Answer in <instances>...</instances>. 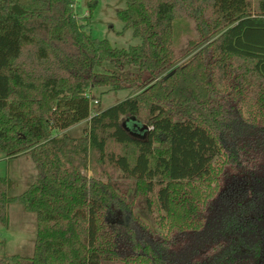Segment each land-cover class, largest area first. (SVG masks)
I'll return each instance as SVG.
<instances>
[{"label": "trees", "instance_id": "16d2710c", "mask_svg": "<svg viewBox=\"0 0 264 264\" xmlns=\"http://www.w3.org/2000/svg\"><path fill=\"white\" fill-rule=\"evenodd\" d=\"M126 3L118 17L141 43L120 48L86 30L74 0H0V152L38 169L19 195L0 177V221L20 201L38 223L34 254L0 264H264V0ZM187 19L199 40L180 64ZM105 61L116 70L98 72ZM96 87L131 91L96 109ZM125 117L149 130L133 135ZM84 121L83 136L67 132ZM220 158L238 172L198 206L184 189ZM130 185L170 234L122 224Z\"/></svg>", "mask_w": 264, "mask_h": 264}, {"label": "rangeland", "instance_id": "374dc122", "mask_svg": "<svg viewBox=\"0 0 264 264\" xmlns=\"http://www.w3.org/2000/svg\"><path fill=\"white\" fill-rule=\"evenodd\" d=\"M79 4L75 2V11L81 23L85 24L87 31L91 32L94 37L106 38L112 45L120 48H128L131 45L141 43L140 37H135L132 30H124V23L118 17L117 12L126 8V0H99L97 7L93 10L90 16V0H78ZM88 11V14L86 12ZM185 31L181 34L177 43V50L179 52L180 64H186L192 58L182 50L186 49L190 40H199V33L196 29L195 22L187 19L183 23ZM183 29L180 26V30ZM134 70L137 67H132ZM98 72H107L116 70V68L109 62L105 61L103 66L97 67ZM123 76L124 73L121 72ZM219 88H221L219 86ZM107 87H96L91 90V95L99 100L98 104L93 103L96 109H106L111 105L125 99L131 89L107 90ZM244 109V107H243ZM125 127L135 136L142 137L149 130V126L142 123L135 117H125ZM88 126V122H82L77 126H73L67 132L76 137L84 135V130ZM63 134V132L61 133ZM230 170L237 173L236 168L226 164L225 158H220L214 163V171L211 177L203 181H197L193 187L190 185L188 189H197L198 194H203L204 200L197 203V196L193 197L195 204L199 206L205 202L208 196H214L219 191L220 187L224 185V171ZM89 176L93 175V171L86 172ZM10 177L14 180L15 185L10 189V195H19L25 191L38 177V169L34 161L28 155H23L14 158L6 157L0 152V177ZM135 187L130 185L127 197L131 203V211L123 214L122 224L128 223L129 226H134L139 229V234L149 231L152 235L166 236L170 234L169 222H163L157 213L149 214L145 210L143 201L134 197ZM192 191L196 193V191ZM194 204V205H195ZM8 222L0 221V255L3 254H21L25 256H32L35 250V242L37 237V214L34 211L26 210L24 204L20 201L13 202L8 208Z\"/></svg>", "mask_w": 264, "mask_h": 264}, {"label": "built area", "instance_id": "2783aa9c", "mask_svg": "<svg viewBox=\"0 0 264 264\" xmlns=\"http://www.w3.org/2000/svg\"><path fill=\"white\" fill-rule=\"evenodd\" d=\"M74 7H75V4H74ZM86 14H88V11L86 12ZM93 103L98 104L99 100L98 99H92V101H91L92 106H93Z\"/></svg>", "mask_w": 264, "mask_h": 264}, {"label": "crops", "instance_id": "0c3cea01", "mask_svg": "<svg viewBox=\"0 0 264 264\" xmlns=\"http://www.w3.org/2000/svg\"><path fill=\"white\" fill-rule=\"evenodd\" d=\"M74 2L78 3L79 4V1L78 0H74ZM85 122V121H84ZM87 122V121H86ZM82 123V122H81ZM78 125V124H77ZM75 125V126H77ZM72 128V127H71Z\"/></svg>", "mask_w": 264, "mask_h": 264}, {"label": "water", "instance_id": "95a60500", "mask_svg": "<svg viewBox=\"0 0 264 264\" xmlns=\"http://www.w3.org/2000/svg\"><path fill=\"white\" fill-rule=\"evenodd\" d=\"M172 73H173V71H172L171 73H169L167 76H169V75L172 74ZM167 76H166V77H167ZM166 77H165V78H166ZM147 126H148V125H147Z\"/></svg>", "mask_w": 264, "mask_h": 264}]
</instances>
